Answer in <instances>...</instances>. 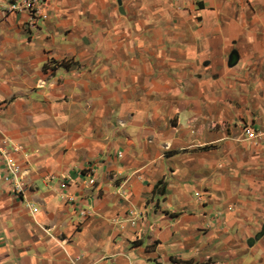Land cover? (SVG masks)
<instances>
[{"label":"crops","instance_id":"crops-1","mask_svg":"<svg viewBox=\"0 0 264 264\" xmlns=\"http://www.w3.org/2000/svg\"><path fill=\"white\" fill-rule=\"evenodd\" d=\"M2 6L0 264H264V0Z\"/></svg>","mask_w":264,"mask_h":264},{"label":"built area","instance_id":"built-area-1","mask_svg":"<svg viewBox=\"0 0 264 264\" xmlns=\"http://www.w3.org/2000/svg\"><path fill=\"white\" fill-rule=\"evenodd\" d=\"M2 3V8L5 12V14H27L31 18V24L32 27L37 26V21H46L48 20V14H47V5L51 0H0ZM182 3L185 4H193V5H199L202 0H179ZM45 81L39 82V87L43 88L46 86ZM244 135L245 138L249 141H255L258 140L260 135L259 133L253 129L251 126H247L244 128ZM20 148H14L15 152H18ZM0 153L5 158L6 167H7V175L11 180H20L21 177L25 176V173H22L20 170V167L18 166L17 162L11 157V154L7 151H1ZM87 172V187L94 188L97 184V181L93 175V166L90 165V167L86 170ZM18 186V185H17ZM19 187V186H18ZM21 188V187H19ZM82 217H86L87 213L83 212ZM137 217L133 219L132 225H136ZM73 264H80L77 261H75Z\"/></svg>","mask_w":264,"mask_h":264},{"label":"trees","instance_id":"trees-1","mask_svg":"<svg viewBox=\"0 0 264 264\" xmlns=\"http://www.w3.org/2000/svg\"><path fill=\"white\" fill-rule=\"evenodd\" d=\"M62 66H63V65H62ZM263 236H264V227H263L262 232L257 236L256 239H260V238L263 237ZM252 242H254V240H253Z\"/></svg>","mask_w":264,"mask_h":264},{"label":"water","instance_id":"water-1","mask_svg":"<svg viewBox=\"0 0 264 264\" xmlns=\"http://www.w3.org/2000/svg\"><path fill=\"white\" fill-rule=\"evenodd\" d=\"M119 5H121V1H119Z\"/></svg>","mask_w":264,"mask_h":264}]
</instances>
